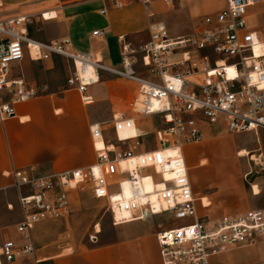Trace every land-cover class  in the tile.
<instances>
[{
	"label": "built area",
	"instance_id": "built-area-1",
	"mask_svg": "<svg viewBox=\"0 0 264 264\" xmlns=\"http://www.w3.org/2000/svg\"><path fill=\"white\" fill-rule=\"evenodd\" d=\"M131 1L153 16L148 8L154 0H110V5L123 8ZM258 2L226 0L223 8L200 15L190 36H171L161 22L150 23L148 39L138 45L118 36V65L106 63L101 52L75 49L68 37L31 36L34 15L0 18L1 121L15 114V105L41 92L26 83L22 62L59 56L70 65L65 88L74 89L84 103L91 101V86L115 77L134 85L136 95L128 103L133 113L157 115L164 125L142 131L133 116L119 112L109 122L90 124L93 164L47 175H36L31 168L13 170L10 186L20 211L14 229L20 240L3 242L0 257L9 262L23 254L38 263L31 230L41 221L67 216L74 190L103 199L112 225L164 216L156 231L161 264H210L224 250L264 238V208L214 220L198 213L182 152L212 126L228 133L264 129V54L254 51L261 40L248 21L249 8ZM102 33L95 29L91 37ZM126 130L133 133L120 136ZM200 205L207 206L201 200Z\"/></svg>",
	"mask_w": 264,
	"mask_h": 264
},
{
	"label": "crops",
	"instance_id": "crops-1",
	"mask_svg": "<svg viewBox=\"0 0 264 264\" xmlns=\"http://www.w3.org/2000/svg\"><path fill=\"white\" fill-rule=\"evenodd\" d=\"M225 4L226 0H171V4L165 5L161 0H154L148 8L153 16L148 17L147 10L136 1L123 8H114L110 0H0V18L54 11L53 19L43 20L47 22L44 29H58V35L44 33L41 37H33L40 40L68 37L75 49L101 52L106 63L111 64L109 40L114 41L119 53L118 36L133 44L142 33L148 34L147 28L152 22L164 23L170 34L178 35L182 28L194 24L200 15L213 13ZM102 10L103 14L100 13ZM178 16L183 18L184 25H176L175 18ZM248 21L254 28H264V4L256 3L249 8ZM72 26L75 40L71 37ZM95 29L103 32L101 37H91V31ZM77 43H83L85 48H78ZM255 51L259 52V47H255ZM55 57L59 56L45 62L52 65ZM26 62L30 61L25 60L21 64L24 78ZM109 81L115 83L107 79L91 86L88 90L91 101L87 103L81 101L74 89L56 86L45 92L46 84L40 83L37 87L30 83L41 92L15 105L13 116L0 120V191L11 188V173L15 169L31 168L36 175H47L94 163L96 157L89 126L100 123L97 101L102 102L107 110H112L115 102L113 95L118 91L113 85H108ZM4 98L0 92V100ZM114 114L111 111L110 120ZM213 128H205V135H209ZM217 149L219 155L215 149L197 151L188 145L182 151L193 194L200 200H209L206 207L197 205V211L210 220L224 215H238L252 208L249 195L235 181L232 169L221 172V156L227 151H223L221 146ZM201 156L205 157V163L197 162ZM226 176L232 179L227 181ZM131 225L117 229L118 234L112 240L98 241L95 233L90 235L91 244L84 249L58 253L53 247L35 245L33 231L41 233L45 229L44 224L37 223L31 230V238L38 263L18 254L9 262L0 257V264H161L156 231L138 223ZM10 239L17 242L20 235L15 231L10 233ZM237 263L240 262L232 264Z\"/></svg>",
	"mask_w": 264,
	"mask_h": 264
},
{
	"label": "rangeland",
	"instance_id": "rangeland-1",
	"mask_svg": "<svg viewBox=\"0 0 264 264\" xmlns=\"http://www.w3.org/2000/svg\"><path fill=\"white\" fill-rule=\"evenodd\" d=\"M258 4H264V0H260ZM94 6H91V8ZM38 14L34 15L35 21L28 29L29 34L35 37H41L44 33L48 36L58 35V29L51 27L44 29V25H47V22H43V20L53 19L56 13L54 11H45L41 13L43 18L38 16ZM182 19L181 16L175 18L177 26L184 25ZM198 19L199 17L194 24L182 28L178 35L190 36L197 25ZM252 28L259 32L260 40H264V28H254L253 26ZM73 32L74 28L72 26L71 37L75 40L76 37H74ZM171 36L176 35L171 34ZM146 39H148V34L146 32L142 33L141 36L134 40L133 45H138ZM109 43L111 45L109 61L113 65H118L120 55L117 46L112 40H109ZM77 44L78 48H85L83 43ZM69 67V63L61 57H55L52 65L49 62H26L24 68L25 81L29 83H27L28 85L32 83L37 87H39L40 83L46 84L45 92L56 86H65ZM135 70L145 74V69L140 65H136ZM107 79L115 82L109 81L108 85H113V88L118 91L113 95L115 102L111 110L116 116L119 112H126V114L133 116L135 123L142 131H152L154 128H162L164 126L157 115L138 117L130 110L128 103L136 95L135 87L132 83L129 84L130 82L111 76L103 78V80ZM96 103L99 110L98 120L100 122H109L111 111L107 110L108 108L102 102L97 101ZM213 127L217 128L214 129ZM210 128H213V131L209 135H205L203 132L201 141L191 143L188 147L197 151H203L206 148H211L212 151L215 149L217 151L216 154L219 155L220 152L217 148L221 146L223 151L228 152L222 153L221 172L231 168L235 181L249 195L252 203L251 207L254 209L264 208V129H258L257 132L228 133L220 126H212ZM132 133V130H126L119 134L120 136H125ZM242 149L247 152L244 156L239 154ZM203 158L205 157H199L197 162L205 163L206 161ZM225 179L229 181L232 177L226 176ZM253 185L259 189V193L256 195L252 193ZM16 198L17 194L13 187L0 191V246L3 242L10 239V233H15L14 224L19 220L20 216ZM196 198L197 205H200V197ZM208 201L206 198L201 200L203 204H207ZM7 205H11V207L8 208ZM163 220L164 216L159 215L139 221L112 225L103 199H96L86 191L74 190L70 195L69 214L63 218L39 222V224L45 225V229L41 233H34L33 231V238L37 247H53L58 253H64L84 249L91 244L90 235L95 233L98 241H108L116 237L118 234L117 229L132 226L131 224L134 223L158 231L161 229ZM96 224L99 227V231H96ZM236 262H240L239 264H264V238H260L250 245L229 248L210 258V264H232Z\"/></svg>",
	"mask_w": 264,
	"mask_h": 264
},
{
	"label": "bare ground",
	"instance_id": "bare-ground-1",
	"mask_svg": "<svg viewBox=\"0 0 264 264\" xmlns=\"http://www.w3.org/2000/svg\"><path fill=\"white\" fill-rule=\"evenodd\" d=\"M255 47H259V52H256L255 51V48H254V51H255V53H262V54H264V40H261L259 43H257L256 44V46ZM100 144L98 143L97 144V146H99ZM247 152H246V150H244V149H242V150H240V152H239V154L241 155V156H244L245 154H246ZM145 184H146V186L148 187L149 186V182L146 180L145 181ZM126 190V189H125ZM252 193L253 194H258L259 193V189L255 186V185H253L252 186ZM203 200H204V198H202ZM97 226V225H96ZM95 226V227H96ZM96 231H99V227L97 226V228H96Z\"/></svg>",
	"mask_w": 264,
	"mask_h": 264
}]
</instances>
